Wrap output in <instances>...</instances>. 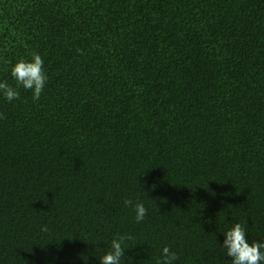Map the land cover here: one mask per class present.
I'll return each instance as SVG.
<instances>
[{
    "label": "trees",
    "instance_id": "1",
    "mask_svg": "<svg viewBox=\"0 0 264 264\" xmlns=\"http://www.w3.org/2000/svg\"><path fill=\"white\" fill-rule=\"evenodd\" d=\"M34 54L40 99L0 94V264H100L125 234L121 264H231L237 222L264 241V0H0V81Z\"/></svg>",
    "mask_w": 264,
    "mask_h": 264
},
{
    "label": "clouds",
    "instance_id": "2",
    "mask_svg": "<svg viewBox=\"0 0 264 264\" xmlns=\"http://www.w3.org/2000/svg\"><path fill=\"white\" fill-rule=\"evenodd\" d=\"M43 65L44 60L39 54H34L31 60H18L11 68V76L16 81V86L9 85L7 81H0V94L8 102H13L20 98L19 88L22 87L31 91L33 102L38 101L48 81ZM3 118H5L3 114H0V119ZM154 186L152 185V187ZM124 203L134 208L137 223L145 219L148 210L142 202L133 203L132 200L125 199ZM42 231H48L46 225L42 227ZM246 233V226L239 222L227 230L224 233L223 245H221L224 253L231 258V264H264V241L253 240L250 242ZM132 239L133 237L127 234L114 238L111 241V250L100 257V264H121L125 250L131 248L127 241ZM177 259V254L165 246L157 264H174Z\"/></svg>",
    "mask_w": 264,
    "mask_h": 264
}]
</instances>
